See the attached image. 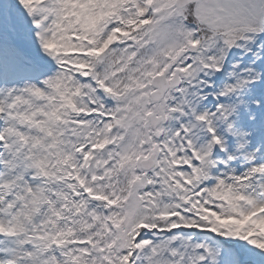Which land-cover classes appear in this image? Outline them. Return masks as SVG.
<instances>
[{
  "label": "snow or ice",
  "instance_id": "6c2138e0",
  "mask_svg": "<svg viewBox=\"0 0 264 264\" xmlns=\"http://www.w3.org/2000/svg\"><path fill=\"white\" fill-rule=\"evenodd\" d=\"M0 264H264V0H0Z\"/></svg>",
  "mask_w": 264,
  "mask_h": 264
}]
</instances>
